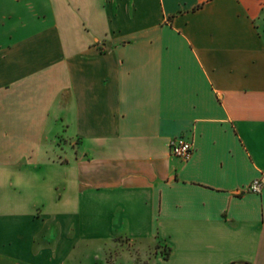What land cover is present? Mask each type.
Returning a JSON list of instances; mask_svg holds the SVG:
<instances>
[{"label":"crops","instance_id":"0c3cea01","mask_svg":"<svg viewBox=\"0 0 264 264\" xmlns=\"http://www.w3.org/2000/svg\"><path fill=\"white\" fill-rule=\"evenodd\" d=\"M115 238L264 264V0H0V264Z\"/></svg>","mask_w":264,"mask_h":264},{"label":"rangeland","instance_id":"374dc122","mask_svg":"<svg viewBox=\"0 0 264 264\" xmlns=\"http://www.w3.org/2000/svg\"><path fill=\"white\" fill-rule=\"evenodd\" d=\"M64 140L61 130H57L54 140L55 161L64 162ZM66 146V145H65ZM57 240L45 244L38 241L39 247H53ZM166 247L155 241L137 242L122 238L106 241H82L74 246L63 264H156L159 255L165 257ZM19 264V263H17Z\"/></svg>","mask_w":264,"mask_h":264},{"label":"built area","instance_id":"2783aa9c","mask_svg":"<svg viewBox=\"0 0 264 264\" xmlns=\"http://www.w3.org/2000/svg\"><path fill=\"white\" fill-rule=\"evenodd\" d=\"M194 145L191 138L178 137L174 138L169 143V152L171 155L186 159L193 152ZM260 189V181H253L249 186L248 190L251 192H258Z\"/></svg>","mask_w":264,"mask_h":264},{"label":"trees","instance_id":"16d2710c","mask_svg":"<svg viewBox=\"0 0 264 264\" xmlns=\"http://www.w3.org/2000/svg\"><path fill=\"white\" fill-rule=\"evenodd\" d=\"M167 256H168V253H166L165 257H167Z\"/></svg>","mask_w":264,"mask_h":264}]
</instances>
